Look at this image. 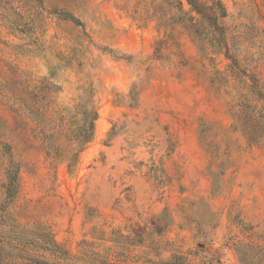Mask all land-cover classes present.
I'll list each match as a JSON object with an SVG mask.
<instances>
[{
    "label": "rangeland",
    "instance_id": "1",
    "mask_svg": "<svg viewBox=\"0 0 264 264\" xmlns=\"http://www.w3.org/2000/svg\"><path fill=\"white\" fill-rule=\"evenodd\" d=\"M162 2L0 0V264H264V0H222L234 61Z\"/></svg>",
    "mask_w": 264,
    "mask_h": 264
},
{
    "label": "trees",
    "instance_id": "2",
    "mask_svg": "<svg viewBox=\"0 0 264 264\" xmlns=\"http://www.w3.org/2000/svg\"><path fill=\"white\" fill-rule=\"evenodd\" d=\"M154 13L158 14L157 21L161 29H171L181 26L188 36L197 44L204 55H224L227 59L234 61L228 46L227 28L225 20L228 17L226 6L222 0H163L162 3L154 5ZM65 18L75 20L70 15ZM155 16V15H154ZM253 83L252 89L256 90V78L249 77ZM73 122L79 127L71 131V138L77 140L83 148L94 138L95 121L98 118L97 110L92 100V91H86L81 102L75 107ZM77 117H80L77 120ZM7 148V145L4 146ZM58 150V149H57ZM9 190L15 189L17 184V171H8ZM52 253L55 256L67 257V252L54 243ZM61 254V255H60ZM166 264H185L183 257H174L173 261Z\"/></svg>",
    "mask_w": 264,
    "mask_h": 264
}]
</instances>
